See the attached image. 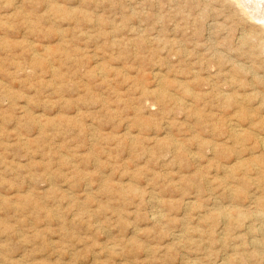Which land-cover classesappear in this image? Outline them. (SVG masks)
<instances>
[{
	"label": "rangeland",
	"instance_id": "1",
	"mask_svg": "<svg viewBox=\"0 0 264 264\" xmlns=\"http://www.w3.org/2000/svg\"><path fill=\"white\" fill-rule=\"evenodd\" d=\"M249 1L0 0V264H264Z\"/></svg>",
	"mask_w": 264,
	"mask_h": 264
},
{
	"label": "bare ground",
	"instance_id": "2",
	"mask_svg": "<svg viewBox=\"0 0 264 264\" xmlns=\"http://www.w3.org/2000/svg\"><path fill=\"white\" fill-rule=\"evenodd\" d=\"M242 1H243V0H242ZM247 1H249V0H247ZM249 2H250V1H249ZM259 2H260V0H259ZM250 3H251V2H250ZM242 4H243V2H242ZM254 4H255V3H253L252 5L254 6ZM243 5H244V4H243ZM260 5H261V3H260ZM261 6H262V5H261ZM261 6H260V7H261ZM250 7H251V6H250ZM258 7H259V6H258ZM260 7H259V8H260ZM252 9H253V7H252ZM254 9H255V8H254ZM254 9H253V10H254ZM261 9H262V8H261ZM259 10H260V9H259ZM262 10L264 11V8H263ZM250 11H251V10H250ZM248 12H249V11H248ZM254 12H256V11H254ZM257 12H258V11H257ZM261 13H263V12L261 11ZM255 14H256V13H255ZM255 14H254V15H255ZM252 15H253V14H251V16H252ZM251 16H250V17H251ZM255 16H256V15H255ZM255 16H254V17H255ZM256 17H257V16H256ZM256 17H255V18H256ZM252 19H253V18H252ZM261 19H264V15L258 18V20H261ZM254 20H256V19H254ZM257 22H258V21H257Z\"/></svg>",
	"mask_w": 264,
	"mask_h": 264
}]
</instances>
